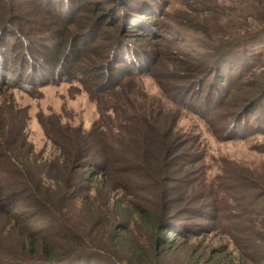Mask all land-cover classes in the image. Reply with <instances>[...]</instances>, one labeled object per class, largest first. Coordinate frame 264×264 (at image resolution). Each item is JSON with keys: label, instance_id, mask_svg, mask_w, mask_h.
Returning <instances> with one entry per match:
<instances>
[{"label": "trees", "instance_id": "1", "mask_svg": "<svg viewBox=\"0 0 264 264\" xmlns=\"http://www.w3.org/2000/svg\"><path fill=\"white\" fill-rule=\"evenodd\" d=\"M231 1L240 8L217 0H189L187 7L211 15L241 10L254 31L218 46L211 37L205 49L192 40L194 48L181 55L192 63L186 74L163 88L168 103L196 115L221 141L264 135V0ZM163 6L0 0V84L35 96L46 84L77 83L99 113L87 131L39 115L48 151L29 142L25 110L0 113V264H182L167 256L210 232L228 245L193 264H264V184L239 171L208 180L198 137L176 130L177 111L151 99L136 104L125 89L146 72L139 60L164 58L137 47L126 28L146 27ZM177 24L185 33L199 25ZM193 88L200 103L190 99ZM134 223L154 231L149 248L132 240Z\"/></svg>", "mask_w": 264, "mask_h": 264}, {"label": "rangeland", "instance_id": "2", "mask_svg": "<svg viewBox=\"0 0 264 264\" xmlns=\"http://www.w3.org/2000/svg\"><path fill=\"white\" fill-rule=\"evenodd\" d=\"M187 1L189 0H164V6L161 7L159 14L151 18L152 20L145 21L146 27H137L133 32L126 28L127 37L130 36L137 47L150 55L162 51L164 58L154 64H148L145 61L142 63V60H139L141 68L138 70L146 72L135 77L130 82L132 84L126 85L125 89L134 96L136 104L144 105L146 99H151L154 103H162L172 113L177 111L176 130L184 136L198 137L200 148H196V150L198 149L197 152L203 151L201 164L204 165L208 180L211 181L220 175L233 176L236 171H239L264 184V135H247L243 140H218L196 115L180 109L178 112L177 106L165 100L163 88L167 89L177 75L184 76L186 74L184 69L192 64H186V60L181 57L182 53L189 51V48H194L190 44L192 40H197L205 49L211 47V37L214 46H218L232 39H242L255 29V24H252L250 20H243L241 10L238 12L227 10L223 15L196 14L187 7ZM217 1L225 7L240 8L239 4L231 0ZM209 6L211 7V4ZM194 8L203 9L204 6L195 5ZM190 19L199 23L198 27L195 26L197 32L192 31L193 29L188 26L186 27L191 30L186 33L177 30V21L182 23V20ZM203 23L206 24L205 36L202 32ZM204 51L201 48L197 50L200 54L205 53ZM196 54L192 53L191 55L195 57ZM8 74L9 76L13 75L12 69ZM207 85H202V89H205ZM190 94V99L194 103L201 102L202 94L199 91L194 93L193 88ZM10 106L17 110H25L28 118L26 121L28 140L36 151L50 149V144L46 141L38 121L39 115H42L44 119L49 116H54L55 119L59 117L62 123H67L72 127L81 126L86 131L99 119L97 104L89 97L85 87L72 82L46 84L37 89L35 96H29L18 88L0 84V113L9 109ZM103 123L104 125L108 124L105 120ZM137 227V223H134L130 224L128 228L132 233V240L138 244L137 247L149 248V238L154 234V231L137 229ZM226 245H228L226 237L210 232L192 238L188 245H181L175 252L176 254L172 255V252L167 257L170 260L180 261L182 264H193L206 251L218 250ZM184 247L190 249L186 250ZM228 249H232L231 246ZM122 251L128 253L129 257L135 256L124 248ZM189 257H191L190 260ZM212 262L214 263V261ZM88 264H101V262L92 260ZM234 264H238V262Z\"/></svg>", "mask_w": 264, "mask_h": 264}]
</instances>
